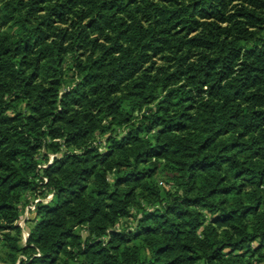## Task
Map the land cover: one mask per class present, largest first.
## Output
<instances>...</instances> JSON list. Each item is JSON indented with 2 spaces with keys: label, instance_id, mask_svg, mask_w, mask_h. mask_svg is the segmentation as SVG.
Wrapping results in <instances>:
<instances>
[{
  "label": "trees",
  "instance_id": "obj_1",
  "mask_svg": "<svg viewBox=\"0 0 264 264\" xmlns=\"http://www.w3.org/2000/svg\"><path fill=\"white\" fill-rule=\"evenodd\" d=\"M0 247L264 264V0H0Z\"/></svg>",
  "mask_w": 264,
  "mask_h": 264
},
{
  "label": "rangeland",
  "instance_id": "obj_2",
  "mask_svg": "<svg viewBox=\"0 0 264 264\" xmlns=\"http://www.w3.org/2000/svg\"><path fill=\"white\" fill-rule=\"evenodd\" d=\"M52 157H53V154L49 153V158L51 159ZM44 163L45 162L41 161V164H44ZM158 181H159V184H161L163 187L169 188V186L164 183V178L158 177ZM51 196H52V193L48 192V193H46L45 197H41V198L44 202H47L51 198ZM22 215H23V217L20 218V220L18 221V224L22 227V241L24 242L26 239L25 233H27L28 226L31 225V223L26 222L25 219L26 218H32L33 214H32V212H27L26 209H24ZM131 223H132L131 219H129V218L125 219L124 218V219L120 220L118 227L129 226V225H131ZM3 259H5L4 254H3V248L0 247V264H7V262L3 261Z\"/></svg>",
  "mask_w": 264,
  "mask_h": 264
},
{
  "label": "built area",
  "instance_id": "obj_3",
  "mask_svg": "<svg viewBox=\"0 0 264 264\" xmlns=\"http://www.w3.org/2000/svg\"><path fill=\"white\" fill-rule=\"evenodd\" d=\"M38 200H42V199H35V202L38 201ZM25 209L28 212V210H33L34 206L33 205H28ZM25 237H27V233H25Z\"/></svg>",
  "mask_w": 264,
  "mask_h": 264
}]
</instances>
